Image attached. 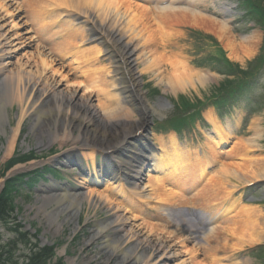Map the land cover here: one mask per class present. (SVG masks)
Returning a JSON list of instances; mask_svg holds the SVG:
<instances>
[{
  "label": "bare ground",
  "instance_id": "obj_1",
  "mask_svg": "<svg viewBox=\"0 0 264 264\" xmlns=\"http://www.w3.org/2000/svg\"><path fill=\"white\" fill-rule=\"evenodd\" d=\"M40 1H49L44 4L45 7L54 5L64 11L70 12L68 18L64 11H59V14L55 15V21L62 19L63 23V28L59 34L64 36L67 32V37L64 42L57 43L56 47H59L57 49L62 48L68 50L71 48V45L77 46L75 50L80 49V51L75 53L77 56H71L75 57L73 63L78 67L83 62L90 63L88 62L89 59L93 61L95 68L92 69V76L95 78L93 81L86 83L78 82L76 78L69 79L70 82L64 86L62 82L64 79H68L69 76L63 70L64 67L54 65L60 64L58 60L54 58L48 60V56L38 48L34 51L37 56L35 59L38 61L29 58L26 50L30 49L33 40L27 37L29 32L26 30V23H22V18L19 16L20 11L15 7L16 5L13 2L0 0V113L4 114L0 116V135L4 137L8 135L3 126L4 122H7L4 108L2 107L4 105L3 102L8 104V106L15 105L18 110L16 125L10 129L11 136L7 138V151L14 148V138L21 123L26 118L32 120L29 127L30 132L33 134L37 133L39 135L37 138L41 137V139H47L50 142L53 139H59L61 142H70L73 138L75 140L84 138L86 141H88L87 139H93L107 146L118 141L122 136L132 133L130 130L141 126V123L145 122V118H142V110H139L138 105H136L138 106L136 109L139 110L137 112H129L126 108L122 107L124 102H129L126 99L130 93L123 86L125 80H122L123 77H120V71L124 68L120 63H117V60L113 61V56L111 55L113 47L111 46H116L114 48H117L119 51L120 58L127 61L125 65L128 68H126L124 73L129 70L131 73L138 75L140 72H136L132 64H134L136 59L140 60V57L144 59L146 53L149 54V52L143 48V50L141 49L135 55V51L141 47L140 43L138 45L134 43V39L139 37L135 28L136 24L142 21L141 19H145L148 16V10L127 0ZM154 10L158 11V13L156 15H149L148 21L152 20L160 23L159 17H161L165 18L166 21L169 18L188 20L190 24L202 28H207V25H211L212 28V24L219 25L220 35L218 34L216 37L224 42L225 48L230 51L233 58L235 57L234 50L237 40L236 38L230 37L231 29L218 20L182 8L163 7L155 8ZM71 13L74 14L71 16L72 19H69ZM80 14L84 17L82 16L83 20L79 24L81 26L75 29V17L77 15L80 16ZM125 19H127L126 22ZM165 19L162 20L166 23ZM179 20L172 22L184 24ZM48 26H44L42 28L43 31H46ZM23 30H26L25 33ZM58 35H55L56 39ZM78 35L80 36L79 40L73 38H78ZM239 41L240 48L245 53L252 50L253 43L251 37H242ZM85 42H93L94 44H83ZM142 42L143 47L149 43L148 39ZM147 47L149 48V45ZM103 55L108 56L105 61H110V63L100 64V57ZM67 56L64 54L62 58H66ZM78 59L85 61H81L80 63ZM145 60L152 62L151 59ZM31 61L33 62L31 63ZM167 64L168 78L165 81L171 91L184 89L186 86L194 88L196 84L202 87L205 84L211 83L213 80L210 75L190 71L179 61L174 60ZM109 76H111V81L106 80ZM56 77H60V79H56ZM131 78L132 83H135L134 80L136 77ZM101 79L102 81H100ZM117 87L120 89L118 93L111 92V89L113 90ZM159 106L161 108L165 107L164 104H159ZM149 110H151L150 107ZM254 130H256L255 134H259V127H256ZM213 131V135L206 134L204 139L207 144L208 153L213 155L214 158L220 159L221 156L217 154L216 147L212 146V144L217 143L216 141H219V143L225 142L223 141L225 130L220 126H215ZM146 136V133L139 135L136 140L134 139V141L132 140L130 142V145L127 147L128 150L126 148L125 150L121 149V152L117 151V156L114 155L116 151L113 153L112 150L108 155H104L106 160H109V157L116 159L115 163L119 166V170L125 171V174H123L124 179L127 182L129 180H131L130 182H134L136 185L132 187L133 190H139L136 194L142 196H145L143 194L144 190L154 192L157 190L154 184H162V180L158 177H152L142 189L138 183L141 177H143L142 174L147 171V168L145 167L143 157L136 155V153L139 152L140 147L145 150L151 149L149 152H155L147 144ZM254 136L256 139L257 135ZM158 145V148L161 149H158L161 155L153 156L149 160L151 161L150 166L152 169L157 174L161 172L166 173V176L169 177L168 180L172 184L176 180L175 174H177L173 173V170L184 167V171L180 170V172L193 175V179L190 182H197V184L202 182V186L194 194V197L198 199L202 195L211 194L217 189H225V193L228 191V188L223 186L221 182L215 186H210L214 178L219 177L218 174L221 176L220 181L226 179L228 184L233 181L237 185L241 183H252V181L264 177V159H254V156L245 158L239 156L238 159H241L243 163H225L220 159L222 163L219 164L217 169L212 170L213 166L210 165L213 160L197 155L195 156L196 159L188 158L183 155L188 149L179 148L180 146L174 140L168 141L167 144L160 143ZM238 146H243L244 148L250 147L249 150H252V147H256L253 143L239 142L234 144L228 155L235 153ZM81 151H77L73 162L80 166L81 160L89 161L92 170L85 173L84 168L80 166L78 176H82L83 173H85V176L79 182V179L76 181L75 188L79 190L70 193V191L63 192L62 190L52 192V189H48L51 195L40 198L38 200L39 202L37 201L39 205L37 212L39 213V210L43 212L45 219H50V221L54 219L50 215L51 211H57L56 213L58 215L67 212L69 214L67 216L68 218L64 219L63 222L55 221L52 233H60L63 227L62 224L68 220L75 223L78 211L81 205L85 203L92 209L104 208L108 212L106 221L103 223H93V226L96 228L93 230V236L99 237L103 241V246L106 248L103 264H191L189 261H196L194 251L198 252V250L194 248L184 252L181 251V247L185 246L183 244L185 239H180L181 234L187 235L186 231H189L190 234L188 235L191 237L198 236L196 229H192L195 226L192 227L191 222H188L187 219H181L174 222V225L171 227L162 229L158 225L151 223H136L138 217L130 215V208L134 207V204L137 205V203L127 198L132 196L126 195L124 187L108 180L106 181V188L102 192L90 188L92 185H100L96 179L97 172H95L94 168L96 156L92 151L89 152L86 149ZM197 160H201L199 163L201 165H197ZM251 160H254L252 165L250 164ZM34 165L33 163L19 166L12 171L20 172ZM186 165L190 166V168L188 169ZM85 169L88 168L85 167ZM117 196L122 198L127 205L121 200L118 201ZM172 197H174V194H170L168 197L157 195L156 200L163 205V203H166ZM214 197L211 198L214 199L213 201H208L207 203H213L220 199V197ZM225 197L226 199L229 198V196ZM141 198L143 199V197ZM245 208L247 207H241L238 213L230 217L220 228L217 227L205 232L203 237L206 238L207 242L210 241V247L213 251L218 253L230 247L236 249L245 243L252 245L264 239V219L263 222L255 220L253 219L254 216H251L252 214L249 213L244 218L237 220L238 215ZM63 210L67 212H63ZM239 221L241 222L238 225ZM216 231L218 233L225 231L230 235L229 239L219 238L215 234ZM174 239H180L181 241L179 242L181 244L174 242ZM61 254L63 255L64 252L59 251L57 253L59 257ZM218 256H212L209 264H216L217 262L215 263V261L219 259H216ZM233 256L225 257L227 259L224 262H230ZM191 258H195V260ZM74 262H76L75 259L69 258L67 264H74ZM247 262V260H244L233 264H247Z\"/></svg>",
  "mask_w": 264,
  "mask_h": 264
},
{
  "label": "rangeland",
  "instance_id": "obj_2",
  "mask_svg": "<svg viewBox=\"0 0 264 264\" xmlns=\"http://www.w3.org/2000/svg\"><path fill=\"white\" fill-rule=\"evenodd\" d=\"M260 4H262L264 6V0H258ZM36 5V3H33ZM24 7H26L24 5ZM138 15V14H137ZM142 21L139 22V24H136V28L135 30H137V33L139 34V37H136L134 39V43L135 45H138L140 43L141 47L139 49L136 50V54H138L137 52L140 51L141 49L146 50L149 52V54L146 53L145 58H141L136 59L137 62L134 63H138L135 66V71L136 72H140L141 74V85L140 88L138 87V91L135 94L136 97H138L139 95V99H144L145 102H148V106L152 107L154 110L159 111L165 115L168 114V112L171 111V107H176L178 105H180L181 103H186L188 101H192V102H197V101H203V99L207 98L208 96L214 95L216 94V91L218 88H221V86H223V84L226 83V81H231L232 79H223L221 76L219 75H215L213 74H208L206 72H203V74L206 75H210L212 76L213 80L211 81V83L209 84H205L204 86H198L197 84L195 85L194 88L186 86L184 89H178L176 91H171L169 85H166V78H168V64L174 60L178 61L176 59V54L178 53H183L185 55H198V51L196 49V47L194 45H174L171 43L170 38L169 37H165L163 35V33L160 32V29L158 28V26L155 24V22L153 21H148V16L145 19H141ZM179 19L176 18H169L167 23H173L172 21H177ZM34 21V19H33ZM127 21V19H126ZM182 21L184 24H179V23H175L178 24V27H192L194 28V30L199 33V37L201 38L200 40H202L203 44L206 45V50L205 51H200L202 52V57L205 58V60L203 61V63H205V61H208L207 58L209 56V54H213L215 52V50L213 51V46L212 45H216L215 44V39L214 41L211 40V43L209 38H206V35L211 34L210 32H212L213 35L218 36V34L220 35V27L219 25L216 24H212V28L211 25H207V28H200V27H196L192 24H190V22L188 20H179ZM29 23L32 22V19L29 17L28 20ZM147 24V25H146ZM255 25V24H254ZM255 27V26H254ZM240 30V33H242L241 31L244 32V30L246 31V33L248 32V34L250 33L249 30L252 28V25H246L245 27H234L233 31H236V29ZM206 29V30H203ZM248 30V31H247ZM232 31V30H231ZM230 31V37H233L234 39L236 38V46H235V54H234V58L232 57V55L230 54V51L228 49L225 48L226 51V55L227 57L230 59V61H232L237 67H239L242 71H246L248 69H250L249 67L251 66L250 63H252V59L255 56V48H253L252 50H250V52H246L248 54H246L244 52V50L242 48H240V41L239 38L237 36H233L232 33ZM37 33V32H36ZM188 33V32H187ZM252 33V32H251ZM187 35V34H186ZM247 35V34H246ZM39 36V35H38ZM180 37H176L173 42H179L182 40V42L186 43L189 40V36H181ZM41 37H44V34L41 35ZM79 35L78 38H75L76 40H79ZM142 39H141V38ZM149 41V43H147V45H149V48L147 47V45H145L143 47V42L142 41ZM36 40V39H34ZM178 40V41H177ZM190 41V40H189ZM39 41H36V44H40L38 43ZM123 42H125L123 40ZM51 43V42H50ZM49 43V44H50ZM220 43L224 46V42L221 40ZM252 43L253 45L256 44L255 41V36H253L252 38ZM35 44V45H36ZM45 44H48L47 42ZM35 45H31L30 49L26 50L28 52V57L34 59L35 61H38L37 56L35 55L34 51L37 50ZM73 46V45H72ZM213 47V48H212ZM73 49H76V46L72 47ZM73 49H68V52H70V54L74 53L75 51H73ZM50 52L46 51V56L47 54H53L54 53H58L59 50H57V48H54V46L52 47V45H50ZM63 52V49L60 50L59 52ZM210 54V55H211ZM51 58L48 56V60H50ZM145 59H151L152 62H148ZM78 61L81 63V61H85V60H79ZM201 61V58L200 60ZM33 61H31L32 63ZM88 62L90 63H84L79 66V67H75L73 65L70 64L71 67H69V65H61L62 67H64L63 70H65V73L67 72L68 80L65 79L66 81L70 82L69 79H75L78 82H91L94 80V76L93 75V71L92 69L95 68V65L93 64V61H91L90 59L88 60ZM67 64V63H66ZM100 64H105L104 61L100 62ZM175 64V63H174ZM59 66L58 64H54ZM206 66L210 67L207 63L205 64ZM194 66V65H193ZM56 68V67H55ZM204 68V67H203ZM162 77V78H161ZM165 77V79H164ZM216 77V78H214ZM162 79V81L159 80ZM56 79H60V77H56ZM72 82V81H71ZM62 85H66L65 82H62ZM147 91L149 92V96L147 97ZM162 101H164L166 103V106L168 108H161V109H157V104L161 103ZM4 105H2V107L4 108V113L5 116L7 118V122H4V128L6 131V134L9 131V128L13 127L16 125V117L18 115V110L17 107L15 105L13 106H8V104H6L5 102H3ZM239 108L235 107V114L233 113L232 115L235 116L234 118L236 119V115L239 113L238 111ZM130 112V111H129ZM2 115H4L3 113H0ZM134 115V114H133ZM156 115V114H155ZM152 113H150V111L148 112V114L146 115V117L151 118ZM5 118V119H6ZM32 123V120L26 118L20 125V132L19 135L17 137V139L15 140V145L13 151H7L6 147H4L3 149L1 148L2 144H5V138L3 135H0V192H3V182L5 181L6 178H12L15 176H24V174H27L29 172H32L33 170L42 168L43 166H45L46 164L50 165V167H54V166H61L60 168H65L64 170L66 172H64L63 174H61V178H54L51 179V177L47 174L44 173L42 177V179H44V182L46 184H43L42 181H38L35 183V186L32 188H28L26 189V187L24 188V186H22V184L17 185L19 186L18 188H20L19 193L17 194H13V199H14V221L11 220V223L13 224H9L6 225L4 223L0 222V248H3V252L5 253L4 257L8 258V261L4 264H21L23 262L22 260V256H26L27 254L30 253V250H32L34 245H37V243L39 244V246H47L49 247V245H54V249L52 250V257H50L48 259V264H55V262L58 263H62V264H67L68 263V259L72 258L75 259L76 262H74V264H103L105 258H104V253H106V248L103 246V241H101V239L99 237H95L93 236V230H95L96 228L93 226L94 222H100L103 223L104 221H106L107 219V215L108 212L106 210H104V208H98V209H92L90 207H88V205H86L85 203H83L78 211L75 223H72L71 220H68L66 223L62 224V230L60 231V233H52L54 230L53 228V224L55 223V221L58 222H63L64 219H67L68 217V212L64 211L63 212H67V213H62L64 215H58L56 212L57 211H51L50 215L52 217L51 220L50 219H45V217L43 216V212H41L39 210V213L37 212V208H38V200L40 198L46 197V196H50L51 192L46 189V187L50 186V188H52L53 190H62L64 188H74L76 186V181L78 179H80L79 177H77L78 175L74 174V172L76 173V171L74 170L73 166H70L69 163V159L71 157L70 155V147L73 145V143H75L76 145H79L81 143H83V141H85L84 138H80L75 140L74 138L71 139V141L68 143L67 142H61L60 140H54L52 142L47 141V139L43 138H37V133H32L30 132V125ZM251 123V124H250ZM142 125V123H141ZM250 125V127H249ZM249 125L247 128L248 131L243 133V137H241V141L242 143H246V141L248 140H252L254 135H257V140L255 141V143H253L254 145H256V147H252V148H258L261 149L263 152H255L253 153V155L255 156L254 159L259 158V159H264V108H262L261 111H258L257 114L254 115V118L251 119V121L249 122ZM254 125L261 127L262 129L260 130L261 135L259 134H255V132L253 133V127ZM91 144H95L98 143L93 139H87ZM119 141V140H118ZM109 144L107 146L113 145L114 143ZM121 141V139H120ZM50 142V143H49ZM254 142V141H253ZM49 143V144H48ZM89 143V144H90ZM74 144V145H75ZM101 143H98L97 145H99ZM106 146V145H105ZM104 147V146H103ZM244 147L243 146H238L237 149L235 150V153H231L230 155H228L227 150L228 149H224L225 151L223 153H221V159L225 162V163H239V159L238 156H241L244 154ZM14 151L16 154H19L18 159H16L17 161H19V159L21 158L20 156L25 155V156H29L30 158H33L34 156L37 158H34L33 161L27 163V164H21V163H17L14 165H11L10 167H8L11 163V161H13L14 159L8 160L10 159L13 154ZM263 153V154H262ZM31 155V156H30ZM25 156H23V159L25 158ZM15 160V161H16ZM238 160V161H237ZM8 161V162H7ZM53 161V163H52ZM8 164H7V163ZM56 162V164L54 165V163ZM58 162H61L62 164H59ZM7 164V166L3 167L4 164ZM10 163V164H9ZM35 164L33 167L29 168V169H25L22 170L20 172H13L12 170H14L16 167L19 166H24V165H28V164ZM89 167H90V163L87 162ZM95 163H102L101 160L99 159H95ZM254 163V160H251V165ZM64 165H66L67 167H65ZM82 165V163H81ZM47 166V165H46ZM70 166V168H69ZM68 169V171H67ZM50 174V173H49ZM264 178V177H263ZM218 179H220V176L217 177L214 181H212L210 183V186H215L218 183ZM40 180V179H39ZM80 180H78L79 182ZM56 183V185H55ZM59 183H62L61 187H58L57 185ZM65 183L67 185H65ZM228 184V183H227ZM243 183L240 184V186H242ZM235 184L233 181H231L227 186H225L226 188H230ZM45 186V187H43ZM49 188V189H50ZM55 188V189H54ZM92 189H96L98 191H104V189L106 187H91ZM160 190L162 189V187L159 188ZM225 189H217L216 191H213L210 194V197L212 198V196H221L225 191ZM235 189H232V191H234ZM256 190L258 191L257 194L255 195V199L254 200V204H257L256 206L258 207H254L251 206L253 208H257V209H252L251 210V216H254L253 219L258 220V221H262L263 222V218H264V185L262 186H257ZM233 193V192H232ZM236 194V193H234ZM155 195L158 196H164L166 194H163L162 191L157 190V192H155ZM168 195V194H167ZM207 196V194H205ZM223 196V195H222ZM114 198V197H112ZM115 199V198H114ZM175 200L177 202H175ZM175 200H170V202L168 204H164L161 207H165V208H169L171 209L172 207H174V209H182V205L189 202L190 200L188 198H184L183 201H179L180 199L175 198ZM199 200V199H198ZM196 200L197 204L203 202L202 200ZM38 201V202H37ZM119 201V200H118ZM193 201V200H192ZM195 201V199H194ZM193 201V202H194ZM174 205V206H173ZM181 206V207H180ZM53 208V207H52ZM152 213L155 216H159V211H158V207H156V211L152 208L151 209ZM130 215H134L137 218V222L136 223H144V224H148L150 222H146V217H144L143 215L137 213L136 211H130ZM248 212H243L241 214L238 215L237 220H240L242 218H244L245 216H247ZM11 215V214H10ZM162 217V216H160ZM150 220V219H149ZM157 220V219H156ZM157 220V221H152L151 224H155L158 225L160 229L162 228H168L171 227L172 225L167 222L168 220ZM236 220V221H237ZM241 221L238 222V225L240 224ZM20 226L21 231L22 232H27L28 234L26 235V238L23 242H20V238L17 234H13L9 228L10 227H15L16 230H18L17 225ZM23 226V227H22ZM220 228V227H219ZM19 231V230H18ZM36 232V235H35ZM187 235H183L181 234L180 239H185L184 240V244L185 246L182 247V251H187L190 249L195 248L197 251H194V255L196 258V261L194 262H190L191 264H209L210 258L212 256H216V255H221V256H227V255H231L234 254L235 252H240L242 250H246L248 248L249 245H247V243L241 245L240 247H237L236 249L234 247H230L229 249H226L225 251L222 252H215L213 251V249L210 247V241L207 242L206 238L203 240V238L199 239L200 242L198 243V245H195V240L193 237H191L189 233V231H186ZM219 238L222 237V235L220 233H218V231H216L215 233ZM35 235V236H33ZM110 236V234H109ZM176 238V237H174ZM110 239V238H109ZM180 239H174V242H179L181 241ZM180 243V242H179ZM129 244V243H128ZM181 244V243H180ZM186 248V249H185ZM239 248V249H238ZM59 251H63L64 254L66 255L63 259L62 262L60 257L57 255V253ZM8 253V254H7ZM7 254V255H6ZM38 257V256H36ZM39 258H40V254H39ZM194 258V260H195ZM246 260H249V262H247V264H259L256 255L253 256H249L248 258H245ZM26 261L25 263L27 264ZM39 262V261H38ZM38 262L36 264H38ZM24 263V264H25ZM112 264V263H111Z\"/></svg>",
  "mask_w": 264,
  "mask_h": 264
},
{
  "label": "trees",
  "instance_id": "obj_3",
  "mask_svg": "<svg viewBox=\"0 0 264 264\" xmlns=\"http://www.w3.org/2000/svg\"><path fill=\"white\" fill-rule=\"evenodd\" d=\"M7 212V203L4 201L3 196H0V218ZM40 261H43L42 256H40Z\"/></svg>",
  "mask_w": 264,
  "mask_h": 264
}]
</instances>
